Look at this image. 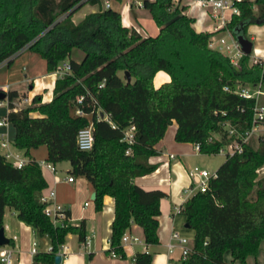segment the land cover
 Segmentation results:
<instances>
[{
	"label": "trees",
	"instance_id": "1",
	"mask_svg": "<svg viewBox=\"0 0 264 264\" xmlns=\"http://www.w3.org/2000/svg\"><path fill=\"white\" fill-rule=\"evenodd\" d=\"M85 2L101 5L100 0H0V64L9 65L27 47L45 60L50 72L64 61L70 65V71L55 80L48 102L35 95L29 105L13 110L18 92L3 91L2 100L10 109L5 118L15 130L12 144L25 150L28 162L16 168L0 154V229L8 207L37 236H47L51 250L34 255L36 263L54 264L69 233L83 242L85 223L55 226L45 215L40 196L47 183L40 164L29 156L30 149L45 146L46 162L53 165L69 162L70 175L82 176L92 186L97 209L105 196L113 198L108 252L124 257L121 238L132 224L142 228L146 244L158 243L159 203L166 194L145 190L133 180L155 170L148 160L157 153L156 144L168 126L177 123V142L198 145L203 154H217L240 140L228 135V127L244 134L252 126L256 98L234 93L235 86L264 84L263 60L251 63V53L242 54L233 65L226 54L209 46L212 33L196 31L195 19L173 7L171 0H142L159 28L155 36L123 25L120 13L111 7L89 13L75 24L71 16ZM236 5L239 13L226 24L233 38L240 25L245 35L249 24L264 23V0ZM74 49L83 52L80 61L71 58ZM159 71L169 81L156 87ZM76 107L84 114L76 115ZM99 110L109 113L116 127L99 121ZM89 123L94 126V145L81 150L77 133ZM130 125L135 127L132 143L123 140ZM263 166L264 132L256 146L250 138L242 142L240 152L227 154L207 189L195 191L181 205L185 224L195 236L179 264L235 260L246 264L261 245L264 251ZM227 252L230 262L225 260ZM134 263L151 264V254L138 252Z\"/></svg>",
	"mask_w": 264,
	"mask_h": 264
},
{
	"label": "crops",
	"instance_id": "2",
	"mask_svg": "<svg viewBox=\"0 0 264 264\" xmlns=\"http://www.w3.org/2000/svg\"><path fill=\"white\" fill-rule=\"evenodd\" d=\"M142 0H126L117 10L121 15L123 25L127 27H137L143 36H155L159 32L150 13L142 6H137L136 2ZM253 1V0H250ZM112 7V4H110ZM104 8V3L91 4L88 2L79 6L72 14V21L77 24L89 13H95ZM115 9V8H113ZM116 10V9H115ZM188 16L194 18L195 13L189 11ZM211 21L208 19L196 20L192 24L196 31L209 32L205 27ZM148 24H151L152 31L148 32ZM226 34L231 38L226 55L236 52L234 48V38L226 29H220L212 33L213 49L223 48L220 39H224ZM245 37L252 42V52L250 56L251 63L256 59H264V23H251L247 26ZM222 53L223 49L221 50ZM225 54V53H224ZM41 58L38 54L31 52L27 47L19 51L13 61L7 65L5 62L0 64V90L6 92L16 90L18 97L24 95L31 101L35 95H39L42 102H48L53 96V87L58 75L55 71H48L46 62L38 61L35 56ZM83 52L74 49L71 58L80 61ZM42 64V65H41ZM169 81V76L159 71L155 74L154 85L160 86ZM246 86V85H245ZM254 86V85H253ZM264 84H261V90ZM257 102L264 104V94L258 96ZM18 105V103H17ZM18 106L16 109H20ZM10 109L5 100L0 105V121L5 119ZM102 114V115H101ZM32 116H39L38 112H32ZM109 113L99 110L98 120L107 121ZM10 122L0 125V154L5 152L1 146L2 134L7 135L11 145V150L22 156L27 157L25 150L16 148L13 144ZM177 123L173 121L168 126L163 138L156 144L157 153L149 158V163L156 165L151 173L134 178L135 184L145 190L158 189L163 191L166 196L161 198L159 203L160 214L158 216V243L146 244L143 238V230L140 226L132 224L129 234L136 235L140 241L137 243H122L125 253L124 257H112L109 255L111 224L114 218V200L110 196H105L101 209L95 207V199L91 198L94 192L90 183L82 176H73V181H68L70 176V164L62 161L54 164L55 170L41 167L43 177L46 180L47 187L42 193H48L50 190L55 192L51 198L52 203L60 204L67 208L72 225L85 223V240L79 241L77 234L69 233L63 245L62 251L66 253L61 256L59 264H135V255L138 252H147L151 254V264H179L181 260V250L177 246L172 252H169L167 244L171 241L170 235L173 230L180 236L188 239L189 245H192L195 232L185 226V216L178 210L181 205L195 192L192 187L190 171L198 166L207 169L206 162L212 155L203 154L196 149V145L190 142H177L174 138ZM14 129V128H13ZM12 146V147H11ZM174 155L173 158L170 155ZM36 150L30 149L29 156L35 159ZM46 155V154H44ZM28 158V157H27ZM38 162V161H37ZM39 163V162H38ZM197 163L198 165H195ZM60 166V173H57L56 166ZM218 166H216L217 169ZM215 171V170H214ZM68 173V174H67ZM4 234L9 238L10 243L2 248L12 250V258L9 263L0 264H34L33 255L30 250L33 243H36L38 252H46L51 248L50 239L47 236H37L31 226L25 224L17 218L16 212L11 208H6L3 217ZM231 254H225V260L230 262ZM44 264V263H36ZM55 264V263H54ZM233 264H241L235 260ZM246 264H264L263 245L257 256H249Z\"/></svg>",
	"mask_w": 264,
	"mask_h": 264
},
{
	"label": "built area",
	"instance_id": "3",
	"mask_svg": "<svg viewBox=\"0 0 264 264\" xmlns=\"http://www.w3.org/2000/svg\"><path fill=\"white\" fill-rule=\"evenodd\" d=\"M242 0H171L173 7H178L179 9H182V12L187 15L189 11H192L196 14L194 19L196 20H202V19H208L211 22L205 27V30H208L210 33H214L220 29H226V24L231 20L232 15L238 14L239 9L236 5L237 2ZM137 6L142 7V2L137 1ZM110 7L109 2L104 3V8ZM136 29V31L140 32V30L137 27H133ZM227 30V29H226ZM228 31V30H227ZM221 43H224V39H220ZM212 40H209V46H212ZM234 48H236V52H234L231 55H227L231 61V63L235 66L238 65L239 59L242 55V52L239 49V46L237 42L234 40ZM213 49V48H212ZM221 51L222 49H216ZM264 61V59H262ZM258 59L254 60V63H256ZM70 71V65L67 61L62 62L58 68L55 70L58 77H62L65 74H67ZM254 90H251L247 86H241L236 85L233 89L234 93H237L238 95L250 98L255 97L256 98V104L254 108V115L252 120V126L250 130L246 131L244 134H237V132L231 128L228 127V135H237L240 140H235L233 143L229 144L231 147V152L227 154H233L234 152L241 151V145L242 142H246L249 140L253 135L258 134V132L263 128L264 123V104H260L257 102V98L260 95H263L264 92L261 90V83H258L254 85ZM225 90H229L228 86H224ZM7 92V91H6ZM77 100L80 102L82 100V96L78 97ZM6 104L8 105L7 100ZM14 108L13 110H17L16 108L18 106H26L31 103L29 98L27 96H20L17 97L14 100ZM18 103V105H17ZM0 105H2V100L0 101ZM75 114L76 115H83V110L80 107L75 108ZM99 116V111H98ZM107 121L111 124V126L114 128L116 127L115 124L112 123L110 120V117H107ZM8 122V120L5 118L0 121V125H4ZM134 130L135 127L133 125H130L124 130L123 134V140L132 143L134 141ZM94 126L92 123H89L86 127L81 128L77 133V146L81 150H90L93 148L94 145ZM10 141L7 138V135L2 134L1 138V146L5 149V152L2 154L7 161H9L14 167L16 168H22L27 162V157H22L16 153H14L10 148ZM224 148V147H223ZM221 148L220 151L223 149ZM196 149L199 150V146L196 145ZM171 158L174 157V155H170ZM41 167H45L50 169L51 171L55 170V167L53 164L48 163L46 161H41L39 163ZM261 172L264 173V166L261 168ZM191 179L193 187L192 189L194 191H205L208 187V183L211 178L216 177V171H209L207 169H202L198 166H195L190 171ZM68 181H73V177L70 175L67 178ZM55 196V192L53 190H50L48 193H42L40 196V200L45 204L44 207V213L46 216H48L52 223L56 226H68L72 225L71 220L69 218V215L67 213V208L57 204L52 203L51 198ZM180 211V209H178ZM171 241L167 244L169 252H172L175 247H179L181 250V258L186 256L188 252L191 250V245H189L188 239L180 236L179 233L175 230L171 232L170 235ZM140 239L136 235L129 234L127 231L123 234L121 238V243H137ZM3 246H0V261L9 263L12 258V250L11 249H4ZM64 245L62 244L57 254L59 255H65L66 253L61 250L64 249ZM51 248L48 250L50 251ZM31 255H36L38 253L36 243H33V246L30 250ZM109 255L112 257H116L117 254L111 250L109 252ZM34 261V260H33ZM36 264V262H34Z\"/></svg>",
	"mask_w": 264,
	"mask_h": 264
},
{
	"label": "rangeland",
	"instance_id": "4",
	"mask_svg": "<svg viewBox=\"0 0 264 264\" xmlns=\"http://www.w3.org/2000/svg\"><path fill=\"white\" fill-rule=\"evenodd\" d=\"M126 0H100L101 4L105 3V2H109L110 4H112V7L115 8L116 10H120L121 5L123 3H125ZM148 32H151L153 29L151 27V24H148ZM224 37V43L222 44V49L223 52L226 54L227 49H228V45L231 42V38H229V36H227L226 34L223 35ZM36 59H40L41 61H43L41 58H39L37 55L35 56ZM38 60V61H40ZM262 60V59H261ZM251 62V61H250ZM264 62V61H263ZM42 65V64H41ZM248 88H250L251 90H254L255 87H253L252 84H248L246 85ZM264 90V88H262ZM22 108V106H21ZM11 135L13 136V126H11ZM264 132V128H261V130L258 132V134H255L251 137V141L254 144V146L257 145V138L259 135H261ZM12 147V146H11ZM12 149V148H11ZM33 150H36V155H35V160L38 161L39 163H41V161H46V154L47 153V149L45 146H39L37 148H33ZM231 152V147L229 145L224 146V148L218 153V155H212L208 158L207 162H206V166L209 169V171H214L216 170V166H219L226 158L227 153ZM195 165H198L197 163H195ZM200 166V165H198ZM60 166H56L57 168V173H60ZM68 174V173H67ZM262 174V172L260 173ZM227 255H230V252H227Z\"/></svg>",
	"mask_w": 264,
	"mask_h": 264
},
{
	"label": "water",
	"instance_id": "5",
	"mask_svg": "<svg viewBox=\"0 0 264 264\" xmlns=\"http://www.w3.org/2000/svg\"><path fill=\"white\" fill-rule=\"evenodd\" d=\"M242 27L243 25H240L239 27H236L234 29V40L237 42L240 51L242 52V54H250L252 52V42L247 39L242 31ZM124 75L126 76L127 81L131 80V76L128 73V71L124 72ZM5 98V93L0 90V100ZM102 115V114H101ZM96 194L95 192L92 193L91 198L95 199ZM186 227H188L185 224ZM9 244V238H7L4 234V229L1 228L0 229V246H4ZM61 261V255L57 254L55 256V264H59Z\"/></svg>",
	"mask_w": 264,
	"mask_h": 264
}]
</instances>
